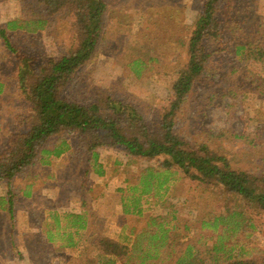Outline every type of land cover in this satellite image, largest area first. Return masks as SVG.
<instances>
[{
	"label": "rangeland",
	"instance_id": "374dc122",
	"mask_svg": "<svg viewBox=\"0 0 264 264\" xmlns=\"http://www.w3.org/2000/svg\"><path fill=\"white\" fill-rule=\"evenodd\" d=\"M109 1L112 7L106 23V43L83 79V90L74 88L68 96L82 103L90 100L85 91L121 96L148 119L151 128L158 127L155 116L160 115L173 96V83L187 61L188 28L204 0ZM33 2L39 12L46 13L45 4ZM222 3L219 18L223 24L240 23L245 35H241L240 30L236 34L226 32L221 42L208 44L209 50H215L216 67L209 77L197 84L175 118L174 130L191 143L206 142L212 150L226 156L233 168L264 176V61L252 59L243 63L238 61L235 52L236 42L247 38L264 46V0H223ZM21 13L20 0H0L1 24L19 18ZM63 20L53 29L42 32L39 38L25 37L22 32L14 36L15 44L33 58L34 69L47 65L49 59L60 56L61 51L69 50L73 44L68 22ZM150 57L156 61L150 63ZM138 58L151 65L148 68L145 64L140 76L130 65ZM234 66L239 67L237 72L233 71ZM18 67L19 61L0 39V82L3 83L0 152L7 148L9 138L18 131H26L32 120L30 103L21 97L17 87ZM64 136L69 137L77 151L71 159L65 155L51 165L36 161L17 174L11 184L0 180V202L5 200L4 209L0 208V264H47V261L50 264H94L93 246L84 247V242L71 252L56 245L53 249L39 233H32L29 226L38 212H45L42 203L56 204L62 214L77 209L80 199L86 197V184L93 180L86 152L91 136H87L88 139L74 133ZM96 149L105 172L100 175L95 189L96 192L103 190L102 198L111 206L110 210L102 209L104 214L119 216L120 223L126 222L138 231L145 220L123 211L120 188L138 183L140 171L149 165L157 166L162 159L130 161L120 147L105 145ZM177 176L161 200L148 197L151 203L144 205L146 213H162L168 217L175 214L179 220L177 234L185 246L183 237L196 234L203 218H212L226 208L233 212L239 206L244 211L241 216L244 225L238 232L222 233L218 229L217 233L210 231L209 235H231L227 242L233 246V255L264 264V210L229 194L221 186L191 180L183 174ZM29 185L31 194L27 195L24 190ZM8 199L13 203V218L7 211ZM191 224H194L193 232L185 229Z\"/></svg>",
	"mask_w": 264,
	"mask_h": 264
},
{
	"label": "trees",
	"instance_id": "16d2710c",
	"mask_svg": "<svg viewBox=\"0 0 264 264\" xmlns=\"http://www.w3.org/2000/svg\"><path fill=\"white\" fill-rule=\"evenodd\" d=\"M20 1L21 16L0 23V39L19 61L17 87L21 97L30 103L32 120L27 130L13 134L7 148L0 152V180L11 184L17 174L36 161L51 165L65 155L71 159L77 151L64 134L91 136L90 140L87 138L88 169L99 175L104 174L105 168L99 161L97 146L120 147L130 161L162 159L157 166L142 169L138 183L120 188L123 211L142 216L145 220L143 226L117 238L102 235L90 242L83 241L84 247L93 246L94 264H263L233 255V246L227 242L231 235H209L210 231L217 233L218 229L222 233L238 232L244 225L241 218L244 211L239 206L233 212L226 208L212 218H203L196 234L183 237L185 246L177 234L179 220L175 214L168 217L162 213H146L144 207L151 203L148 197L161 200L167 195L177 175L183 174L191 180L221 186L229 194L264 210L262 174L233 168L226 156L212 150L206 142L191 143L174 130L175 118L183 105L197 84L209 77L216 67L215 50H209L208 44L221 42L226 32L236 34L240 30L243 31L241 35H245L240 23L223 24L219 18L223 0H204L202 9L189 26L185 43L187 61L173 83L172 98L160 115L155 116L158 126L155 128H151L148 119L121 96L85 91L90 98L88 103L68 96L74 88L83 90V79L101 46L106 43V23L112 7L109 0H37L45 4L46 13L38 11L34 0ZM63 19L68 22L73 44L69 50L61 51L60 56L49 59L47 65L35 67L36 71L33 58L15 44L14 36L22 32L25 37L39 38L42 32L53 29ZM235 47L238 61H264V46L250 38L236 42ZM148 59L150 63L156 61L153 57ZM145 64L151 67L141 58L133 60L130 65L140 76L145 71ZM238 70L239 67L234 66L233 71ZM2 87L0 82V92ZM31 188V185L27 186L24 193L30 195ZM10 199L7 211L13 218ZM1 200L0 208L4 209L2 203L5 200ZM42 208L46 215L38 212L32 224L37 227L36 233L53 249L55 245L63 249L78 247V243H82L79 231L84 229L83 214H62L53 203L49 206L42 203ZM193 227L191 224L185 229L193 232ZM226 254L229 255L225 257Z\"/></svg>",
	"mask_w": 264,
	"mask_h": 264
},
{
	"label": "crops",
	"instance_id": "0c3cea01",
	"mask_svg": "<svg viewBox=\"0 0 264 264\" xmlns=\"http://www.w3.org/2000/svg\"><path fill=\"white\" fill-rule=\"evenodd\" d=\"M100 177L101 176L94 171L90 173V178L93 180L86 184V197L80 199L79 207H75L77 209L69 208L70 210H68L73 213L83 214L85 217L84 229H81L83 233L82 243H84L83 241L90 242L94 240V238L102 235L110 238H117L123 233L130 234L135 232L126 222L120 223L119 216L118 219L111 215L104 214L105 207H108L110 210L111 206L104 202L105 199L102 198L103 190L101 192H96L95 188L98 187L97 181H99L98 179H100ZM105 213H108V210H106ZM29 226L31 227L32 233L37 232V227L35 225L30 224ZM110 229H114V231H110ZM79 244L80 243H78V245ZM72 248L74 249V247L70 246L64 247V251L71 252ZM23 256L25 257L24 254Z\"/></svg>",
	"mask_w": 264,
	"mask_h": 264
}]
</instances>
